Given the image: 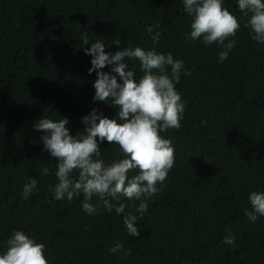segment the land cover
<instances>
[{
    "label": "trees",
    "instance_id": "1",
    "mask_svg": "<svg viewBox=\"0 0 264 264\" xmlns=\"http://www.w3.org/2000/svg\"><path fill=\"white\" fill-rule=\"evenodd\" d=\"M225 6L241 17L236 0ZM246 19L217 63L219 44L185 39L190 17L181 0H0V250L23 229L45 243L50 264H264V216L252 222L244 213L249 191L264 189V44L251 39ZM149 24L160 30L155 42ZM82 33L103 39L105 51L140 45L184 61L176 84L184 118L163 134L172 138L174 163L138 217L137 236L114 209L89 215L82 197L57 200L49 191L56 161L41 151L35 121L64 116L76 134L91 108L116 111L92 100L96 75L87 71ZM128 64L141 74L138 60ZM110 143L100 142L106 160L118 155ZM30 176L37 191L24 199ZM128 203L125 211L134 212L138 201ZM229 230L234 246L221 239ZM117 241L122 248L109 252Z\"/></svg>",
    "mask_w": 264,
    "mask_h": 264
},
{
    "label": "clouds",
    "instance_id": "2",
    "mask_svg": "<svg viewBox=\"0 0 264 264\" xmlns=\"http://www.w3.org/2000/svg\"><path fill=\"white\" fill-rule=\"evenodd\" d=\"M183 11L190 17L185 39L203 44L213 42L221 46L217 63L223 62L234 47V38L241 27L240 19L247 17L244 26L249 29L252 40L264 44V0H236V13L225 6V0H181ZM154 25H146L153 42L161 35ZM81 44H89L83 51L90 54L89 73L95 70L93 101H102L115 107L112 117L104 115L95 107L80 117L83 131L71 134L67 117L57 118L42 115L33 127L43 130L40 136L41 151L47 150L55 157L53 172L56 180L49 185L53 199L82 197L81 209L95 215L103 207L111 212L123 214V225L127 234L139 235L138 217L148 208V198L159 191L169 169L174 163V144L166 130L181 127L185 101L176 89L184 61L174 58L171 51L162 52L140 45L124 46L114 52L105 51L103 39L89 41L82 33ZM119 45V39L114 42ZM127 58V59H126ZM128 59L138 60L140 75L129 67ZM105 65L109 70L104 71ZM187 75V69H184ZM205 123V121H201ZM118 145L115 158L106 160L100 142ZM135 169L134 173L131 170ZM48 166L40 169L47 176ZM37 191V179L29 177L21 188L27 199ZM93 197L97 199L93 202ZM250 209H244L249 221L264 216V189L253 188L247 196ZM129 201H138L135 211ZM224 244L234 246V234L222 238ZM117 241L108 248L116 252L122 248ZM0 264H50L43 241L23 229H13L0 250Z\"/></svg>",
    "mask_w": 264,
    "mask_h": 264
}]
</instances>
